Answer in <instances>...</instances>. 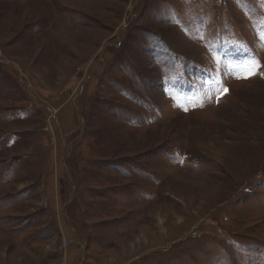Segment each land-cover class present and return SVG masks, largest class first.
I'll return each mask as SVG.
<instances>
[{"label": "rangeland", "instance_id": "rangeland-1", "mask_svg": "<svg viewBox=\"0 0 264 264\" xmlns=\"http://www.w3.org/2000/svg\"><path fill=\"white\" fill-rule=\"evenodd\" d=\"M0 264H264V0H0Z\"/></svg>", "mask_w": 264, "mask_h": 264}, {"label": "crops", "instance_id": "crops-1", "mask_svg": "<svg viewBox=\"0 0 264 264\" xmlns=\"http://www.w3.org/2000/svg\"><path fill=\"white\" fill-rule=\"evenodd\" d=\"M73 184V183H72ZM74 187V186H73ZM132 190H133V188H130V189H127L125 192H124V194L125 193H129V194H132ZM142 191V190H141ZM141 191H139L134 197H136V199H137V197L139 196V201H142V202H139V206L141 205V204H143V206H141V207H145V206H147L148 205V192H145V193H141V194H139ZM144 191H147V190H144ZM72 195H74V196H76V191L74 190V188H72ZM73 196V197H74ZM142 197L144 198V200H142ZM129 198H131V196L129 197ZM69 201L67 202H65V204H63V205H65V209L64 210H66V207H68V206H70L72 203H73V198H72V196H70L69 198ZM120 200H121V198H119ZM119 199H117L118 201H119ZM130 200V199H129ZM135 201V200H134ZM129 202L130 201H128L127 200V203L129 204ZM135 204V203H134ZM67 211V210H66ZM65 212V211H64ZM64 217H65V219L67 220V225L69 226V228H70V230L71 229H74V228H71L72 226V224H71V220L68 218V216H67V213H64ZM121 219H118V226H116V231L117 232H121V231H123V228H128L130 225H122L121 226ZM123 222H125V219L124 220H122ZM143 221V220H142ZM122 222V223H123ZM144 222H146V220H144ZM143 222V224H141L140 225V223H142V222H140L138 225V229H142V227H144V225L146 224V223H144ZM123 227V228H122ZM115 229V228H114ZM122 229V230H121ZM75 233H76V231H75ZM82 242H84V243H86V242H88V240H87V238H83V239H80ZM88 244V243H87Z\"/></svg>", "mask_w": 264, "mask_h": 264}, {"label": "trees", "instance_id": "trees-1", "mask_svg": "<svg viewBox=\"0 0 264 264\" xmlns=\"http://www.w3.org/2000/svg\"><path fill=\"white\" fill-rule=\"evenodd\" d=\"M180 31H182V30H184V29H187V27L184 25V24H180V25H178V26H176ZM208 29H210L209 27H208ZM224 32H222V34H223ZM210 35H212V36H214V34H212V33H210ZM221 36V35H220ZM222 36H224V35H222ZM156 41V40H155ZM155 41H153L152 40V47H153V51H155ZM103 172H104V170H103ZM5 181H7V180H5ZM5 184H6V182H5ZM256 250L254 249H252V250H250L249 251V253L251 254V255H253V253L255 252Z\"/></svg>", "mask_w": 264, "mask_h": 264}, {"label": "snow or ice", "instance_id": "snow-or-ice-1", "mask_svg": "<svg viewBox=\"0 0 264 264\" xmlns=\"http://www.w3.org/2000/svg\"><path fill=\"white\" fill-rule=\"evenodd\" d=\"M258 67V65H257ZM251 75H255V72H249L248 76H251ZM248 76H245L244 78H248ZM227 92V89L224 90V93ZM224 93H221V95H223Z\"/></svg>", "mask_w": 264, "mask_h": 264}, {"label": "bare ground", "instance_id": "bare-ground-1", "mask_svg": "<svg viewBox=\"0 0 264 264\" xmlns=\"http://www.w3.org/2000/svg\"><path fill=\"white\" fill-rule=\"evenodd\" d=\"M172 56H173V54H172ZM176 116V115H175Z\"/></svg>", "mask_w": 264, "mask_h": 264}]
</instances>
